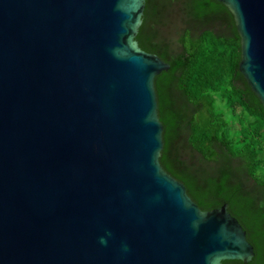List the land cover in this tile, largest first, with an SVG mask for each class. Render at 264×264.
<instances>
[{
  "label": "water",
  "instance_id": "95a60500",
  "mask_svg": "<svg viewBox=\"0 0 264 264\" xmlns=\"http://www.w3.org/2000/svg\"><path fill=\"white\" fill-rule=\"evenodd\" d=\"M146 0H0V264H222L253 246L159 163ZM264 107V0H218Z\"/></svg>",
  "mask_w": 264,
  "mask_h": 264
},
{
  "label": "trees",
  "instance_id": "16d2710c",
  "mask_svg": "<svg viewBox=\"0 0 264 264\" xmlns=\"http://www.w3.org/2000/svg\"><path fill=\"white\" fill-rule=\"evenodd\" d=\"M138 46L169 68L154 77L159 163L201 210L227 204L264 264V107L238 69L240 38L218 0H146Z\"/></svg>",
  "mask_w": 264,
  "mask_h": 264
}]
</instances>
